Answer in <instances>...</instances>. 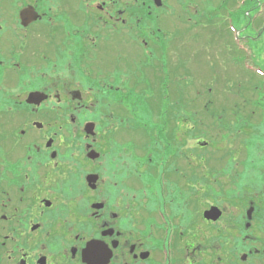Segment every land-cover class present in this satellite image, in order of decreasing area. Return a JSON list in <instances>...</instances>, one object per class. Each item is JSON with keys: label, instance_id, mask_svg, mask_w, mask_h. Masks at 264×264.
Wrapping results in <instances>:
<instances>
[{"label": "flooded vegetation", "instance_id": "obj_1", "mask_svg": "<svg viewBox=\"0 0 264 264\" xmlns=\"http://www.w3.org/2000/svg\"><path fill=\"white\" fill-rule=\"evenodd\" d=\"M162 7L0 0V264H264V103L230 165L145 115L179 86Z\"/></svg>", "mask_w": 264, "mask_h": 264}, {"label": "rangeland", "instance_id": "obj_2", "mask_svg": "<svg viewBox=\"0 0 264 264\" xmlns=\"http://www.w3.org/2000/svg\"><path fill=\"white\" fill-rule=\"evenodd\" d=\"M161 2L159 11L163 10L164 15L159 28L167 39L178 43L176 53L171 49L169 67L173 70L180 65L176 80L179 86H171L165 92L166 99L154 91L156 97H151L145 115L157 118L165 107L164 115L170 117V122L175 114L180 117L182 147L191 140L209 144L212 141L214 147L222 150L217 154L221 163L229 164L234 157L240 163L245 158L246 163L255 151L254 137L249 136L252 131L248 128L255 122L252 106L264 103V0ZM188 6L196 8L192 13L180 12ZM174 10V17H169L168 13ZM179 15L181 26L174 28L167 19L177 20ZM190 17L191 22L187 23ZM134 70L141 72L138 62ZM157 83L150 81L144 87L157 88ZM242 103L248 104L244 107ZM147 137L144 130L134 135L140 142ZM200 153L205 155L206 150Z\"/></svg>", "mask_w": 264, "mask_h": 264}, {"label": "water", "instance_id": "obj_3", "mask_svg": "<svg viewBox=\"0 0 264 264\" xmlns=\"http://www.w3.org/2000/svg\"><path fill=\"white\" fill-rule=\"evenodd\" d=\"M46 96H44L43 94L41 93H32L30 96H29V102L33 103L37 100H44ZM212 211V210H211Z\"/></svg>", "mask_w": 264, "mask_h": 264}, {"label": "trees", "instance_id": "obj_4", "mask_svg": "<svg viewBox=\"0 0 264 264\" xmlns=\"http://www.w3.org/2000/svg\"><path fill=\"white\" fill-rule=\"evenodd\" d=\"M240 123V122H239ZM234 127V126H233Z\"/></svg>", "mask_w": 264, "mask_h": 264}]
</instances>
